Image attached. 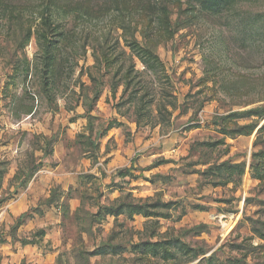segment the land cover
Returning a JSON list of instances; mask_svg holds the SVG:
<instances>
[{"label":"rangeland","instance_id":"374dc122","mask_svg":"<svg viewBox=\"0 0 264 264\" xmlns=\"http://www.w3.org/2000/svg\"><path fill=\"white\" fill-rule=\"evenodd\" d=\"M0 264H264V0H0Z\"/></svg>","mask_w":264,"mask_h":264}]
</instances>
